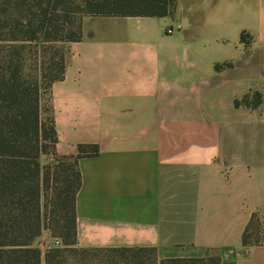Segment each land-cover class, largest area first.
<instances>
[{"label": "crops", "instance_id": "obj_1", "mask_svg": "<svg viewBox=\"0 0 264 264\" xmlns=\"http://www.w3.org/2000/svg\"><path fill=\"white\" fill-rule=\"evenodd\" d=\"M84 31L48 96L57 154L99 147L78 160L77 246L264 264V0H176Z\"/></svg>", "mask_w": 264, "mask_h": 264}, {"label": "trees", "instance_id": "obj_2", "mask_svg": "<svg viewBox=\"0 0 264 264\" xmlns=\"http://www.w3.org/2000/svg\"><path fill=\"white\" fill-rule=\"evenodd\" d=\"M175 8L176 0H0V264H53L60 250L43 254L34 245L48 219L66 247L77 246L76 201L82 186L78 160L99 153L97 145H80L76 156L66 158L73 163V177L55 182L50 189L55 210L47 212L41 158L50 152L57 156L58 144L48 96L53 83L64 78L69 58L68 47L59 64L57 56L50 58L48 74L47 48L81 40L77 35L86 18L166 17ZM261 103L258 92L252 99L248 95L235 101L252 108ZM255 217L243 235L246 246L260 242ZM215 262L204 257L164 259L160 264Z\"/></svg>", "mask_w": 264, "mask_h": 264}, {"label": "rangeland", "instance_id": "obj_3", "mask_svg": "<svg viewBox=\"0 0 264 264\" xmlns=\"http://www.w3.org/2000/svg\"><path fill=\"white\" fill-rule=\"evenodd\" d=\"M85 20L83 21L82 28L77 35V38L79 39H83L86 35V32L84 31ZM66 47H68V45H55L54 48H47L46 68L48 69V74L52 73V70H50L51 65L49 63L50 58L57 56L56 61L59 64L61 55L63 52H66ZM23 51L24 54H27V50ZM66 158L69 157L60 156L58 154L56 156L51 152L47 155H43L41 158V164L43 166L41 174L42 179L45 178L46 183L42 202L44 207L46 206L45 209H47V212L55 210L53 208L55 199L53 191L50 190L53 188L55 182H59L58 179L64 181L68 177H73V163ZM55 231V223L48 219L41 237L34 241V245L37 246L43 254L54 249L60 250L59 256L53 264H160L162 260L153 250H93L82 249L78 246L66 247L63 239L58 237ZM56 240L60 241L59 245L55 244Z\"/></svg>", "mask_w": 264, "mask_h": 264}, {"label": "built area", "instance_id": "obj_4", "mask_svg": "<svg viewBox=\"0 0 264 264\" xmlns=\"http://www.w3.org/2000/svg\"><path fill=\"white\" fill-rule=\"evenodd\" d=\"M180 29H181V26L178 25V26L175 27V28H174V27L169 28L167 32H168L169 34H172V33H174L176 30H180ZM55 244H56V245H59V244H60V241H59V240H56Z\"/></svg>", "mask_w": 264, "mask_h": 264}]
</instances>
